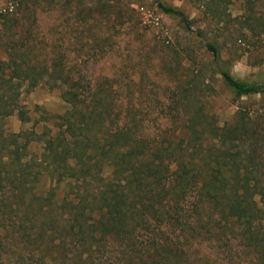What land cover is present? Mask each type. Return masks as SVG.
Instances as JSON below:
<instances>
[{"label":"trees","instance_id":"obj_1","mask_svg":"<svg viewBox=\"0 0 264 264\" xmlns=\"http://www.w3.org/2000/svg\"><path fill=\"white\" fill-rule=\"evenodd\" d=\"M155 2L187 22L180 9ZM29 12L25 1L15 16H3V25L18 27ZM16 33L20 39L21 29ZM29 35L28 30L23 37ZM29 45L10 46L9 60L0 61V264H190L192 245L219 242L215 237L235 220L253 230L264 223V205L258 207L256 200L258 193L264 198V188L258 186L261 175L248 167L252 158L240 166V153L228 148L200 155L202 144L183 138L189 131L178 140L146 139L128 111L104 102L108 91H74L79 77L70 83L67 76L50 74L61 56L49 65L35 62L28 57ZM205 46L237 97L264 95V82L236 78L218 47ZM41 64L57 87V81L69 86L61 88L68 107L62 113L39 110L43 123L34 119L31 127L8 132L4 121L14 112L23 124L32 118L15 101L14 86L23 78L12 82L4 69L34 72ZM237 120L191 134L256 146L259 132Z\"/></svg>","mask_w":264,"mask_h":264},{"label":"rangeland","instance_id":"obj_2","mask_svg":"<svg viewBox=\"0 0 264 264\" xmlns=\"http://www.w3.org/2000/svg\"><path fill=\"white\" fill-rule=\"evenodd\" d=\"M25 1L31 12L21 26L3 25V16H15ZM159 1L180 9L189 23L162 12L155 0H0V61L9 60L10 46L26 41L32 47L28 57L35 62L49 65V59L61 56L50 74L67 76L70 83L79 77L74 91H108L104 102L114 110L128 111L130 123L142 128L146 139L178 140L182 131H189L183 138L192 136L191 143L202 144L200 155L228 148L240 153V166L252 158L248 167L261 175L258 186L264 188V95L237 97L224 84L205 46L209 42L218 47L221 60L236 78L264 82V0ZM28 30L31 35L24 38ZM38 67L34 72L15 66L12 71L4 69L12 82L23 78L14 86L15 101L32 118L23 124L14 112L4 121L8 132L31 127L34 119L42 122L40 116L45 115L39 110L62 113L68 107L61 98V90L70 89L67 83L57 81L61 86L57 87L52 75L41 71L42 64ZM33 77L38 80L35 85L27 79ZM241 115L244 120H239ZM235 119L259 132L256 146L219 141L215 134H191ZM104 120L109 122L107 115ZM248 152L250 159L245 158ZM39 184L45 188L47 182ZM263 199L258 193L260 208ZM258 224L253 230L235 220L225 234L219 232L223 236L215 237L219 242L192 245L189 263L264 264V223Z\"/></svg>","mask_w":264,"mask_h":264}]
</instances>
